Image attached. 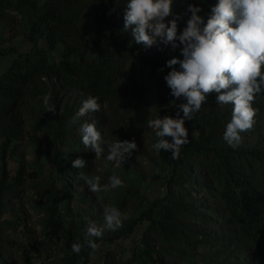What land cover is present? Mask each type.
Instances as JSON below:
<instances>
[{
	"label": "trees",
	"instance_id": "trees-1",
	"mask_svg": "<svg viewBox=\"0 0 264 264\" xmlns=\"http://www.w3.org/2000/svg\"><path fill=\"white\" fill-rule=\"evenodd\" d=\"M216 2L174 0L178 31L190 18L189 4L206 21ZM127 3L0 0V264H90L89 223L104 228L89 239L113 245L104 264H264V92L237 149L223 138L232 105L217 104L211 93L185 121L194 135L179 158L158 152L147 120L176 118L175 105L186 103L164 79L167 61L183 59V46L136 43L124 27ZM19 38L29 51L13 44ZM49 93L55 113L44 106ZM89 97L98 98L100 110L74 121ZM84 122L101 133L99 157L82 144ZM117 140L137 144L119 165L106 158ZM77 158L85 160L83 169L72 166ZM80 172L100 176L101 185L115 174L123 187L93 193ZM159 182L163 195L148 201L144 186ZM108 204L122 213L115 230L105 226ZM143 225L130 253L114 248ZM73 243L84 245L79 254Z\"/></svg>",
	"mask_w": 264,
	"mask_h": 264
},
{
	"label": "clouds",
	"instance_id": "clouds-1",
	"mask_svg": "<svg viewBox=\"0 0 264 264\" xmlns=\"http://www.w3.org/2000/svg\"><path fill=\"white\" fill-rule=\"evenodd\" d=\"M173 4L174 0H128L124 16L125 30L132 29L136 43L152 47L159 41L173 48L183 46V59L167 61L166 66L171 71L164 79L171 95L186 103L175 105L176 118L165 115L147 120L148 127L158 138L153 147L158 152L170 150L172 159H178L181 147L189 143L185 121L192 119L209 94L216 93L217 104L232 105L231 120L223 138L228 146L237 149L242 143L241 133L250 131L255 124L258 110L253 103L256 96L264 92V0H217L206 21L198 14L202 9L189 4L186 11L191 15L182 32L178 31L182 16L174 13ZM168 17L172 18L166 21ZM176 65H179L178 70ZM50 96L49 93L44 97V106L46 112L55 113L56 108L49 104ZM100 107L98 98L89 97L82 102L73 120L98 112ZM79 134L83 146L99 157L103 149L95 122L82 123ZM136 149L134 140H117L108 145L106 158L119 165L125 154L130 156ZM72 166L83 169L85 160L77 158ZM79 179L84 180L93 193L123 187V181L115 174L104 185L100 184V176L90 178L80 172ZM103 213L107 229L121 226L122 213L117 207L105 205ZM103 231V227L89 223L85 244L96 250L97 243L89 237L99 238ZM71 247L79 254L84 245L73 243Z\"/></svg>",
	"mask_w": 264,
	"mask_h": 264
},
{
	"label": "rangeland",
	"instance_id": "rangeland-1",
	"mask_svg": "<svg viewBox=\"0 0 264 264\" xmlns=\"http://www.w3.org/2000/svg\"><path fill=\"white\" fill-rule=\"evenodd\" d=\"M15 46L19 47L20 51H29L31 49V44L28 42L23 41L21 38L17 39L14 43ZM174 105H175V101L172 100V105L171 108L174 109ZM188 132H189V136L190 135H194V129L192 127L188 128ZM12 169L16 168V162L13 161L10 164ZM165 175V174H163ZM165 191V187L163 185L162 182L159 183H148L144 186L143 188V195L146 196L148 201H152L155 198L163 195ZM144 226H139L137 228V231L134 235V237L131 240H127V241H119L116 245H114V248L116 247H120L122 249H125L126 251H128V253L131 252L132 248H134L135 244L139 242L141 233L144 229ZM29 240H31V237L28 238ZM30 243V241H29ZM113 247V245H111L110 243L107 242H101L98 244V247L96 250H93L92 253V260L90 264H104L103 263V259L105 256V252L107 249ZM39 262L37 260L33 261V264H38Z\"/></svg>",
	"mask_w": 264,
	"mask_h": 264
}]
</instances>
